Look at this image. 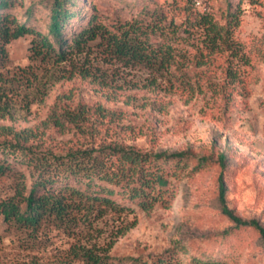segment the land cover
Masks as SVG:
<instances>
[{
  "label": "trees",
  "instance_id": "trees-1",
  "mask_svg": "<svg viewBox=\"0 0 264 264\" xmlns=\"http://www.w3.org/2000/svg\"><path fill=\"white\" fill-rule=\"evenodd\" d=\"M130 1L131 9H137L130 17L110 19L96 5L83 9L82 0H43L49 22L42 30L32 23L33 5L21 19L16 10L24 6L22 0H0V117L15 118L19 109L42 101L64 77L60 65L81 53H98L108 64L139 71L130 87L154 91L153 103L163 105L160 95L179 94L188 102L210 94L228 110L248 86L255 57H264V24L262 33L240 37L242 3L257 6L264 0H223L218 10L200 9L195 0ZM21 37L30 38L29 62L13 65L7 45ZM106 96L117 99L110 92ZM63 97L71 95L57 97L46 125L90 135L91 142L65 151L41 149L34 127L0 125L5 135L0 140V185L6 191L0 196V242L9 237L16 248L3 254L0 264H185L189 248L181 241L156 256L112 255L125 230L119 227L120 233L107 238L99 225L107 217L125 221L129 216L134 225L137 212L171 207L178 183L215 162L222 167L219 204L232 225L205 235L207 244L190 248L188 264L238 261L243 229L252 228L264 240V226L228 204L223 152H151L104 136L97 143L100 127L111 134L122 110L99 102L71 105Z\"/></svg>",
  "mask_w": 264,
  "mask_h": 264
},
{
  "label": "rangeland",
  "instance_id": "rangeland-1",
  "mask_svg": "<svg viewBox=\"0 0 264 264\" xmlns=\"http://www.w3.org/2000/svg\"><path fill=\"white\" fill-rule=\"evenodd\" d=\"M22 1L24 6L16 10L18 16L25 19V10L33 5L32 23L46 30L49 14L43 0ZM131 2L82 0L83 9L89 11L96 5L101 12L110 14V19L130 17L131 12L137 10L131 9ZM222 2L195 0L194 4L200 9L218 10ZM242 7L239 34L247 40L263 32L264 3L250 6L244 1ZM29 39L21 37L7 45L13 65L29 62ZM255 62L247 80L248 86L225 111L221 99L210 97V94L188 102L179 94L160 95L163 105L153 103L154 91L130 87L132 80L141 74L139 71L108 64L98 53L75 54L70 62L60 65L64 77L52 85L42 101H32L29 110L19 109L15 118L0 117V125L16 130L34 127L40 135L36 143L39 148L65 151L72 145L91 142L92 137L46 125V118L58 96L71 95L70 99H62L71 105L80 101L99 102L108 108L122 110L123 116L115 122L111 134L103 133L105 127H100L103 135L96 137L97 143L100 136H104L151 152L190 150L196 156L223 152L226 155L223 171L227 178L229 206L243 218L256 219L264 226V57H255ZM87 72L89 75L85 74ZM107 92L117 94V99H108ZM161 107L163 109H159ZM4 137L0 133V140ZM221 170L222 167L215 162L206 170L183 178L178 183L179 194L171 207L156 206L149 212H137L134 225L132 216L125 221L107 217L99 225L104 237L120 233L119 227L125 230L117 237L110 253L116 256H156L174 242L181 241L189 248L184 254L185 264H188L192 254L190 248L207 244L205 235L232 225L222 213L218 200L217 179ZM4 187L0 185L2 197L6 192ZM242 233L244 244L237 251L239 259L227 264H264V240L252 228L243 229ZM1 234L3 224L0 217ZM3 237L0 257L16 251L10 238Z\"/></svg>",
  "mask_w": 264,
  "mask_h": 264
}]
</instances>
